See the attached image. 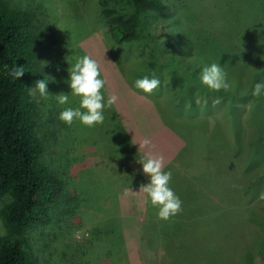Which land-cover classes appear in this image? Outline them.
I'll return each instance as SVG.
<instances>
[{"label": "rangeland", "instance_id": "1", "mask_svg": "<svg viewBox=\"0 0 264 264\" xmlns=\"http://www.w3.org/2000/svg\"><path fill=\"white\" fill-rule=\"evenodd\" d=\"M5 1L34 19L40 80L50 78L49 96H34L37 132L45 144L42 161L63 183L50 222L27 233L37 264H230L243 246L257 247L253 231L264 243V96L248 95L258 73L247 67L260 54L224 53L227 46H220L236 24L241 30L250 24L243 12L257 0L249 5L246 0H163L165 17L130 1L110 3L123 20L135 23L136 35L126 42L107 26L100 0ZM259 4L264 7V0ZM85 55L99 65L105 103L112 94L118 99L105 107L102 124L69 126L59 113L78 108L80 97L71 94L68 69ZM212 63L227 73L228 89L210 91L201 84L202 68ZM153 73L160 84L150 95L135 87L137 79ZM61 92L69 96L68 104L57 103L54 95ZM144 138L172 173L169 187L188 208L181 215L192 221L194 214L209 218L202 224L206 231L198 232L208 247L195 243L194 232L201 229L196 221L194 229L191 223L175 229L174 216L158 219L142 193L129 192L149 180L138 162L146 155L138 145ZM198 188L215 197L233 188L236 198L213 210L209 200H199ZM218 217L230 227L220 229L214 223ZM112 223L119 228L123 253L103 240L101 231Z\"/></svg>", "mask_w": 264, "mask_h": 264}, {"label": "trees", "instance_id": "2", "mask_svg": "<svg viewBox=\"0 0 264 264\" xmlns=\"http://www.w3.org/2000/svg\"><path fill=\"white\" fill-rule=\"evenodd\" d=\"M121 1L124 0H100L99 6L106 17L107 26L116 39L119 42H126L136 35L135 23L129 19L123 20L124 17L117 8L109 6L110 3ZM125 1H130L137 9L153 11L161 17L167 15L168 8L163 0ZM246 3L249 5L251 0H246ZM259 6V0H257L255 7L246 8L243 13L250 24L245 25L242 30L236 24L233 36L227 34V43L220 45L227 46V48L224 47V53L240 51L260 54L259 61H247L250 71L258 73L253 79L254 83L264 81V7ZM237 14H239L238 10ZM228 15L229 19L231 14ZM34 29V19L30 11L14 8L7 1L0 0V202L8 198L0 207V219L5 228V233L0 235V264H37L28 243L27 233L35 226L50 222L51 205L58 202L63 190L62 181L42 161L45 144L37 132V101L30 94L31 88L42 76ZM15 67H23L25 71L18 79L6 74V71ZM251 92L252 90L248 95H251ZM233 188L238 190V184ZM233 188L230 193L223 188L222 194L217 197L198 188L197 195L200 201L209 200L214 210L225 207L220 201L226 202L232 195L235 200ZM182 211L187 212L188 208L182 205ZM251 216L254 215L251 214ZM186 217L191 216L187 213L174 216L176 220L172 221V225L175 224L173 227L175 229L193 227L194 229V225L197 224L201 229L194 232L196 233L195 243L203 242V246L208 247L210 243L202 241L206 236L198 232L206 231L208 225L202 224H207L209 218L207 221L200 215L194 214L192 215L194 221H192L191 218L186 219ZM178 218L181 221L185 219L184 222L187 224L184 226L181 221L178 223ZM223 221L222 217H218L214 223L220 229L230 227L227 223L223 224ZM194 222L196 224L192 226ZM159 228L164 243H168L164 227ZM118 230V226L112 223L108 227L105 226L104 232L101 230L99 232L101 231L104 235V242L110 240L111 244L116 243L123 253L125 250L123 251ZM253 234L252 238L258 242L257 247L250 243L243 246L237 258L231 257L232 260L228 261L230 264H256V256L259 258V263L264 264V243L259 240L260 237H256L258 233L253 231ZM216 243L218 248L220 242ZM199 264H208V262Z\"/></svg>", "mask_w": 264, "mask_h": 264}, {"label": "clouds", "instance_id": "3", "mask_svg": "<svg viewBox=\"0 0 264 264\" xmlns=\"http://www.w3.org/2000/svg\"><path fill=\"white\" fill-rule=\"evenodd\" d=\"M44 63V62H42ZM7 69V65L4 66ZM23 67H15L6 71L14 79H18L24 74ZM68 84L72 96L80 97L78 108H65L59 113V120L67 125H72L74 121H79L86 127H93L102 124L104 121L105 107H111L118 99L115 94L110 95L105 103L102 93L105 81L100 77L99 65L96 60L85 55L77 58L75 63L68 69ZM227 73L220 64L212 63L210 66L202 68L200 73V82L210 91H220L228 89L229 84L226 81ZM49 78V77H48ZM50 79V78H49ZM48 79V80H49ZM41 79L31 88L30 94L39 95L41 98H47V81ZM160 81L152 74V78L144 76L135 81V87L146 94H151L159 87ZM251 95L259 98L264 96V81L254 83ZM59 105L69 103V96L63 92L54 95ZM140 149H145L146 155L138 161L142 165V172L149 177L146 184H142L139 191H131L132 194L142 193L145 203H150L152 207L158 210V219L167 221L171 217L178 215L182 211V201L169 187L172 173L165 171V161L162 155L153 154L151 149L154 147L151 140L144 138L139 144Z\"/></svg>", "mask_w": 264, "mask_h": 264}]
</instances>
